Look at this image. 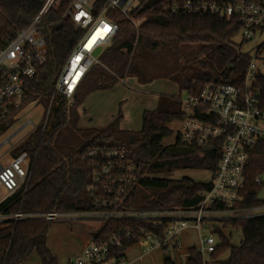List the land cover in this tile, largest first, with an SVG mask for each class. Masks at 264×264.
<instances>
[{
	"label": "trees",
	"instance_id": "trees-1",
	"mask_svg": "<svg viewBox=\"0 0 264 264\" xmlns=\"http://www.w3.org/2000/svg\"><path fill=\"white\" fill-rule=\"evenodd\" d=\"M52 19L44 30L46 62L31 84L27 104L41 101L47 107L53 94L55 81L83 32L66 17L70 0H58ZM182 0H144V6L130 12L138 28L118 11H109L107 18L118 26V33L99 58L76 91L70 103L59 99L50 129L41 137L34 135L32 144L21 143L12 150L13 157L27 152L36 156L28 191H19L0 206V212L52 213L82 212L93 208L87 193L90 170L84 160L91 149L124 147L129 159L137 167L138 183L131 196L132 207L142 211L193 209L201 194L211 188V179L221 157V148L212 152L185 145L180 136L172 146L165 140L173 136L170 125L184 119L180 98L159 97L155 111L142 116V130L126 132L121 129L123 115L119 112L103 130L78 128L79 108L93 94L112 90L121 80L135 79L142 86L167 80L178 87L180 93L199 97L212 82L241 84L251 56L234 39L240 32L239 23L213 15L170 14L164 6ZM44 0H0V49L14 40L39 11ZM102 3H105L102 0ZM196 47L200 60H190L183 48ZM256 88L264 105V77H259ZM54 110V109H53ZM11 124V123H10ZM61 133L56 137V132ZM180 171H203L210 174L208 182L189 177L170 180L169 175ZM264 175V143L249 154L245 172L246 183L241 193L240 209L264 205L259 194L264 184L256 180ZM60 222L24 221L14 224V236L4 233L0 253L9 250L7 264H24L36 253L43 264H57L47 247L51 227ZM72 233L90 244H101L120 231L137 227L129 221H76L66 223ZM143 227L149 224L142 223ZM216 227L218 246L211 256L212 264H264V216L225 221ZM240 231L239 246L232 244V235L224 230ZM125 243L121 253L136 246ZM120 253V254H121ZM186 264H202L196 248L189 249ZM165 264H173L164 255Z\"/></svg>",
	"mask_w": 264,
	"mask_h": 264
},
{
	"label": "built area",
	"instance_id": "built-area-1",
	"mask_svg": "<svg viewBox=\"0 0 264 264\" xmlns=\"http://www.w3.org/2000/svg\"><path fill=\"white\" fill-rule=\"evenodd\" d=\"M70 0L68 17L83 34L66 60L55 84L49 102L47 120L41 137L49 129L50 113L65 97L70 103L90 69L99 64V58L117 35L118 26L107 18L109 11H118L136 28L130 12L136 0ZM58 0H44L31 23L16 38L0 49V141L14 124L20 112L28 106L31 82L37 78L45 64L46 43L44 30L50 22L49 15ZM170 14L213 15L221 19H235L239 23L241 43L249 48L251 56L241 84L212 82L199 97L188 96L183 104L184 119L180 122L181 142L198 149L221 148V157L208 192L201 194L199 204L193 209L142 211L132 207L131 196L137 183V167L129 159L124 147L91 149L85 156L90 170L87 193L93 208L82 212L16 213L0 212V241L4 233L14 236V224L24 221L76 222V221H129L134 229L120 231L101 244H89L72 264H127L123 245L137 242L144 253L161 250L165 256H176L173 264H186L180 243L181 235L188 229L199 234L197 248L202 264H212L211 256L218 243L216 227L225 221L264 216V205L240 209L245 188V172L249 154L264 143V105L256 88L259 77L257 64H264V0H182L164 6ZM96 42L88 48L98 33ZM101 49L99 57L93 54ZM203 58V56H202ZM11 123V124H10ZM34 126L27 121L21 129L0 143V149H17L14 138L24 129ZM34 133L39 131L34 126ZM10 152V151H9ZM36 156L27 152L0 164V191L7 199L24 190L28 191ZM262 176L256 180L262 185ZM147 223L149 227L141 224ZM121 253V254H120ZM9 250L0 253V264H7ZM190 255H188V258ZM172 258V257H171Z\"/></svg>",
	"mask_w": 264,
	"mask_h": 264
},
{
	"label": "rangeland",
	"instance_id": "rangeland-1",
	"mask_svg": "<svg viewBox=\"0 0 264 264\" xmlns=\"http://www.w3.org/2000/svg\"><path fill=\"white\" fill-rule=\"evenodd\" d=\"M144 0H136L133 4L132 10L141 9L144 6ZM95 0H90V4H93ZM58 6V4H56ZM51 11L49 15V19H52ZM236 44H240V38L236 37L234 39ZM183 51L186 57L190 60L196 61L202 59V54L199 53L196 47L186 46L183 48ZM258 73L260 76L264 77V65L258 63L257 64ZM179 97L181 101H186L188 98L187 93H180L176 85L171 82L166 81H158L149 86L139 85L135 80H127L125 84L120 83L116 85L112 90H108L103 93H99V95L93 94L90 96L89 100L85 103V105L81 106L80 116L81 122L84 126L90 127H98L106 126L111 123L115 118H117L119 112L121 111L123 115V119L121 121L122 130H126L129 132H139L142 127V114L144 111H152L157 106V99L160 97ZM59 102V100L57 101ZM54 110L50 113L49 120V129L52 125V122L55 118V110L56 106L53 107ZM87 110V115L84 113ZM49 112V106L47 107L41 101H35L26 106L19 114L18 118L14 122V124L7 130L4 137L1 139L6 140L21 129V127L27 122L31 121L34 126L37 127L38 130L42 129L44 126L47 116ZM93 119L92 122L90 120ZM101 122V123H99ZM105 124V125H104ZM34 126L28 127L20 132L13 140V143H23V144H32L34 141ZM109 126V125H108ZM107 126V127H108ZM106 127V128H107ZM171 130L173 131V136L169 139L165 140V145L172 146L175 144L177 137L181 131L180 122L176 121L170 125ZM61 133V131L56 132V137ZM0 141V143H1ZM9 147H3L0 149V164L6 165L11 158L13 157L12 151L8 152ZM30 158V155H29ZM183 177H189L196 181L200 182H208L211 177L210 174H207L203 171H180L175 172L172 175H169L168 178L170 180H180ZM261 182L264 183V176L261 178ZM260 200L264 201V189L259 194ZM6 198V193L0 191V202ZM63 223V222H60ZM68 226L65 224H54L49 231V238H54L56 234L59 233L60 227ZM69 227V226H68ZM220 227V226H218ZM70 228V227H69ZM71 230V229H70ZM72 232V231H71ZM226 235H232V244L234 246H239L242 240V234L240 231L225 229ZM73 235H76L72 233ZM78 236V235H76ZM80 237V236H78ZM180 243L183 247L182 254L185 257V260L188 258L187 248H198L200 246L199 234L195 230H186L180 237ZM218 243V240H217ZM130 255H135L137 260H140L142 255V246H135L131 248L129 251ZM153 254H149L144 256L146 261L149 262L148 259H154L151 264H164L162 261L164 254L161 250L152 251ZM151 252V253H152ZM170 257L175 261L176 256L174 254H170ZM131 259V260H134ZM31 260L28 264H40L34 263ZM25 264V263H24ZM43 264V263H42Z\"/></svg>",
	"mask_w": 264,
	"mask_h": 264
},
{
	"label": "crops",
	"instance_id": "crops-1",
	"mask_svg": "<svg viewBox=\"0 0 264 264\" xmlns=\"http://www.w3.org/2000/svg\"><path fill=\"white\" fill-rule=\"evenodd\" d=\"M237 37H239V36L237 35ZM240 44L243 45L244 52L248 54L249 48H247L244 44H242L241 43V40H240ZM262 65H264V64H262ZM246 71H247V69H246ZM246 71H245V73H246ZM259 77H262V76L259 75ZM127 80H135V79H124V80H121L118 84H120V83L125 84V82ZM135 81L137 82V80H135ZM162 81H166L167 82V80H162ZM156 82H158V81H156ZM156 82H154V83H156ZM147 86H149V85H147ZM104 92H106V91H104ZM99 93H103V92H98V93H96V95H99ZM89 98L86 100V102L89 100ZM158 101H159V98L157 99V106H158ZM85 103L83 105H85ZM157 106L152 111H155L157 109ZM80 109L78 110L79 111V115H80ZM144 112H146V111H144ZM86 113H87V110L84 113L85 116L87 115ZM142 116H143V114H142ZM184 117H185V115H184ZM92 121H93V119L90 120V122H92ZM99 123H101V122H99ZM109 124H107L106 126H101V128H98V127H94L93 128V127H90V126H84V124H82V122H81V116H80V122H79L78 128H80L82 130H88V129L103 130ZM141 130H142V127H141ZM127 132H129V131H127ZM202 151H203V149H202ZM212 151H209V152H212ZM206 153H208V152H206ZM207 174H209V173H207ZM260 176H264V175H260ZM211 181H212V179H211ZM5 199H7V194H6V198ZM5 199H3V200H5ZM259 199H260V197H259ZM56 224H65V223H56ZM191 230H194V229H191ZM48 236H49V233H48ZM48 236H47V242H46V244H47L48 249L52 253V255L55 257V259L57 261V264H72L75 261V259L82 254L83 250L90 244V243L85 242L81 237H78L76 235H73L72 232H71V230H70V228L68 226H65V227L62 226V227H60L59 233L56 234V236L54 238H49L48 239ZM136 246H140L141 247V245H136ZM189 249H191V248H187L188 255H189ZM128 251L124 255V258H125L127 264H151L153 262V260L155 259V258L154 259H148L149 262L146 261V260H144L145 259L144 256H147L149 254H153V252L151 251L152 253L151 252L150 253H144L143 247H142V255L140 257V260L134 259V258H136L135 255H132L131 256L130 255L131 252L129 253ZM33 259H34V261H33L34 263H40V264H42L41 259L38 257V255L36 253L32 254V256L30 257V259L28 260V262H26L25 264H28ZM131 259H134V260H131ZM188 259L189 258H187V262H188ZM162 260H163L162 262L165 264L164 257H163Z\"/></svg>",
	"mask_w": 264,
	"mask_h": 264
},
{
	"label": "water",
	"instance_id": "water-1",
	"mask_svg": "<svg viewBox=\"0 0 264 264\" xmlns=\"http://www.w3.org/2000/svg\"><path fill=\"white\" fill-rule=\"evenodd\" d=\"M100 54H101V49H98L94 54H93V56L94 57H99L100 56ZM213 150V148H204L203 149V151L206 153V152H209V151H212Z\"/></svg>",
	"mask_w": 264,
	"mask_h": 264
},
{
	"label": "bare ground",
	"instance_id": "bare-ground-1",
	"mask_svg": "<svg viewBox=\"0 0 264 264\" xmlns=\"http://www.w3.org/2000/svg\"><path fill=\"white\" fill-rule=\"evenodd\" d=\"M102 34V32H98L94 38L90 41L89 45L87 46L88 48H90L95 42L96 40L98 39V35Z\"/></svg>",
	"mask_w": 264,
	"mask_h": 264
}]
</instances>
